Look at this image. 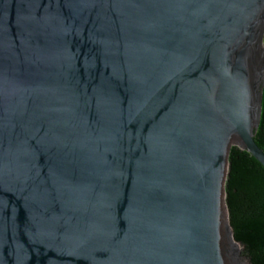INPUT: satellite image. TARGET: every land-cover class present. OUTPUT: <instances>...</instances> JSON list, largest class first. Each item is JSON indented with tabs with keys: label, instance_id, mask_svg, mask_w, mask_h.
<instances>
[{
	"label": "water",
	"instance_id": "95a60500",
	"mask_svg": "<svg viewBox=\"0 0 264 264\" xmlns=\"http://www.w3.org/2000/svg\"><path fill=\"white\" fill-rule=\"evenodd\" d=\"M264 0H0V264H247Z\"/></svg>",
	"mask_w": 264,
	"mask_h": 264
},
{
	"label": "trees",
	"instance_id": "16d2710c",
	"mask_svg": "<svg viewBox=\"0 0 264 264\" xmlns=\"http://www.w3.org/2000/svg\"><path fill=\"white\" fill-rule=\"evenodd\" d=\"M254 142L264 153V87ZM225 205L234 240L248 264H264V168L236 147L228 155Z\"/></svg>",
	"mask_w": 264,
	"mask_h": 264
},
{
	"label": "rangeland",
	"instance_id": "374dc122",
	"mask_svg": "<svg viewBox=\"0 0 264 264\" xmlns=\"http://www.w3.org/2000/svg\"><path fill=\"white\" fill-rule=\"evenodd\" d=\"M247 264H248V262H247Z\"/></svg>",
	"mask_w": 264,
	"mask_h": 264
}]
</instances>
